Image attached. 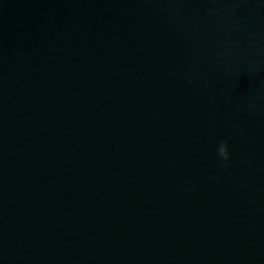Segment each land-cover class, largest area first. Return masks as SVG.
Here are the masks:
<instances>
[{"label": "water", "instance_id": "water-1", "mask_svg": "<svg viewBox=\"0 0 264 264\" xmlns=\"http://www.w3.org/2000/svg\"><path fill=\"white\" fill-rule=\"evenodd\" d=\"M209 6L0 0V264H264V0Z\"/></svg>", "mask_w": 264, "mask_h": 264}, {"label": "clouds", "instance_id": "clouds-1", "mask_svg": "<svg viewBox=\"0 0 264 264\" xmlns=\"http://www.w3.org/2000/svg\"><path fill=\"white\" fill-rule=\"evenodd\" d=\"M241 2L242 0H210V6L205 9V13L209 18L218 20L236 17L239 15ZM171 11L173 15H179L183 9L173 7ZM216 155L222 166L227 168L232 156L231 145L228 139L219 142L216 148Z\"/></svg>", "mask_w": 264, "mask_h": 264}]
</instances>
